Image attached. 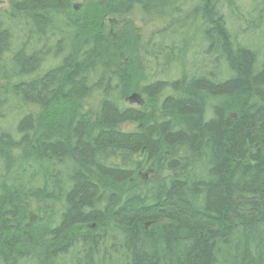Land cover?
I'll use <instances>...</instances> for the list:
<instances>
[{
    "label": "trees",
    "instance_id": "1",
    "mask_svg": "<svg viewBox=\"0 0 264 264\" xmlns=\"http://www.w3.org/2000/svg\"><path fill=\"white\" fill-rule=\"evenodd\" d=\"M6 1L0 108L22 114L0 127V264H264V61L217 1ZM96 9L197 17L228 75L160 78L155 31L107 34Z\"/></svg>",
    "mask_w": 264,
    "mask_h": 264
},
{
    "label": "rangeland",
    "instance_id": "2",
    "mask_svg": "<svg viewBox=\"0 0 264 264\" xmlns=\"http://www.w3.org/2000/svg\"><path fill=\"white\" fill-rule=\"evenodd\" d=\"M220 12L222 13L226 27L229 29L231 35L236 42L245 44L250 48L254 49L257 53L258 60L264 61V4H261V0H216ZM197 0H180L179 5L182 8L184 7L185 12H189ZM72 6L79 12H82L84 9L96 7V3L93 0H72ZM0 11L4 13L6 17H9L11 11L6 0H0ZM98 12L101 29L107 34H114L116 32H135V30L143 29L146 32H154V37L152 40L161 42L164 51L158 59L157 68L155 71L160 72V78H175L178 75V71L181 68H184L188 72H214L218 76H227L228 70H225V66L221 58L218 61H212L213 55L206 52V43L201 39V33L198 31V27L195 26L196 18L191 19V16H188L184 13L183 19L184 23L175 24L172 23L174 20L170 16H150L148 18H139L138 16L133 15H112V14H101ZM177 21V20H175ZM186 25V26H185ZM13 29L14 37L16 40L12 44V49H15L22 39L24 32L22 31V26H10ZM187 27V28H186ZM186 28V30H184ZM176 30V31H173ZM182 33V34H181ZM153 36V35H152ZM51 44V42H49ZM31 46L38 47V40L35 38L31 39ZM173 46V50H169V47ZM185 46V47H184ZM12 52V50H11ZM171 53L172 57L176 56L181 57L183 63H180V60L169 62L165 64V59L163 55ZM9 55V53H8ZM7 55V56H8ZM5 56L4 58H7ZM218 57V56H217ZM121 60L119 64L126 65V63H134L137 61V64L140 60H133V57H129L128 60L125 55L120 57ZM170 58V56H169ZM144 62V59L141 57V66ZM9 63L5 64V61L0 59V75L2 69L7 68ZM184 64V65H182ZM145 65V62H144ZM146 66V65H145ZM147 67V66H146ZM153 70V69H152ZM5 80L0 76V85L4 84ZM134 94V93H131ZM129 94V96L131 95ZM141 98V97H140ZM125 105L135 106L136 101L127 100L123 102ZM22 113L18 111L14 106L9 104H4L0 108V127L3 129L13 130V127L16 123V120L20 117ZM135 124L132 122H126L121 125L123 130L134 129Z\"/></svg>",
    "mask_w": 264,
    "mask_h": 264
},
{
    "label": "water",
    "instance_id": "3",
    "mask_svg": "<svg viewBox=\"0 0 264 264\" xmlns=\"http://www.w3.org/2000/svg\"><path fill=\"white\" fill-rule=\"evenodd\" d=\"M129 100H134V101H138V97L136 94H131L129 97H128Z\"/></svg>",
    "mask_w": 264,
    "mask_h": 264
}]
</instances>
